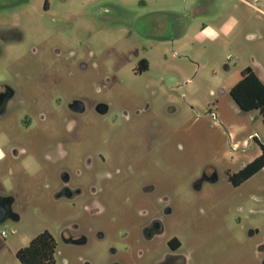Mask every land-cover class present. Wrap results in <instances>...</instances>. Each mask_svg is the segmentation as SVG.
I'll return each instance as SVG.
<instances>
[{
    "label": "rangeland",
    "instance_id": "1",
    "mask_svg": "<svg viewBox=\"0 0 264 264\" xmlns=\"http://www.w3.org/2000/svg\"><path fill=\"white\" fill-rule=\"evenodd\" d=\"M0 6L7 11L0 30L23 35L2 36L11 42L1 44L0 84L37 96L43 109L52 103L59 115L63 105L54 103L74 96L112 103L119 120L128 111L131 122L121 124L107 149L116 146L121 163L133 151L137 168L143 170L142 160L148 169L147 180L126 179L102 199L104 213L92 215L82 200L56 199L48 133L40 134L38 150L36 142H23L18 158L5 152L2 159L0 152V193L14 199L18 215L0 222V264H21L18 250L44 231L56 241L55 264H113L119 260L113 250L124 246L114 220L131 208L129 193L149 182L174 198L186 235L194 234L185 246L191 264H264V169L238 187L229 180L264 144L260 113L242 111L230 95L247 68L264 82V0L261 11L239 0H0ZM143 59L150 67L139 73ZM85 120L94 127L74 134L77 149L102 130L94 117ZM214 170V182L198 181ZM74 224L89 235L88 245L63 241Z\"/></svg>",
    "mask_w": 264,
    "mask_h": 264
},
{
    "label": "flooded vegetation",
    "instance_id": "2",
    "mask_svg": "<svg viewBox=\"0 0 264 264\" xmlns=\"http://www.w3.org/2000/svg\"><path fill=\"white\" fill-rule=\"evenodd\" d=\"M5 12V8L0 6V16ZM14 30L18 32L17 41H21L23 35L17 28L0 30V55L2 42H11L2 36ZM141 61L139 73H143ZM54 104L57 107L63 105L64 113L59 115L58 109L50 102L49 106L43 109L37 96L35 98L29 92L24 93L11 85L0 84L2 159L6 158L5 152L18 158L23 142L29 145L36 142L38 150L40 134L48 133L50 142L45 149V158L51 161L52 168L58 175L60 186L55 194L56 199L72 202L82 200L84 209L90 214L101 215L104 213L102 199L112 194L116 186L118 188L125 184L123 182L126 179L137 183L143 178L147 180L145 170L148 169L142 160L138 161V165L143 170L137 168V162L132 157L133 151L121 163L117 147L107 149L111 142L119 139L121 124L131 122V114L123 110L119 120V113L113 104L98 98L74 96L63 104ZM148 108L149 105L146 110ZM135 114L141 115L142 112L137 110ZM90 116L101 123L102 130L97 136L86 139L89 144L77 149L82 144L78 143L74 134L82 127H94V123L85 120ZM149 152L155 154L156 150ZM249 163L242 164V168L230 177L237 175ZM216 178L217 173L214 170L211 173L204 172L198 181L201 184L212 183ZM121 179L122 182H119ZM135 192L129 193L131 208L127 214L120 216L119 220H114L120 242L124 246L121 251L113 250V256L120 260L113 264H191L192 253L189 248L185 249V246L189 241L194 242L195 237H192L194 234L191 237L186 235L184 218L179 213L178 203L165 188L158 187L154 182L138 187ZM13 206L14 199L10 195L0 193V216L2 215L3 221L18 219ZM100 235L99 232L98 237ZM62 239L69 246L89 244V235L84 234L77 224L67 227Z\"/></svg>",
    "mask_w": 264,
    "mask_h": 264
},
{
    "label": "trees",
    "instance_id": "3",
    "mask_svg": "<svg viewBox=\"0 0 264 264\" xmlns=\"http://www.w3.org/2000/svg\"><path fill=\"white\" fill-rule=\"evenodd\" d=\"M146 59L141 61V70L149 69ZM237 106L244 112L257 110L264 122V82L252 68L241 72V79L230 90ZM261 155L249 163L237 175L230 177L233 186L238 187L264 169V144L260 143ZM56 241L49 231L36 236L27 247L16 253L21 264H55Z\"/></svg>",
    "mask_w": 264,
    "mask_h": 264
},
{
    "label": "built area",
    "instance_id": "4",
    "mask_svg": "<svg viewBox=\"0 0 264 264\" xmlns=\"http://www.w3.org/2000/svg\"><path fill=\"white\" fill-rule=\"evenodd\" d=\"M239 1L242 2V3H244V4H246V5H248L249 7H252V8H254V9L258 10V11H261V10L257 7V4H258L259 0H255L253 3H251V2H249V1H247V0H239ZM249 139H250V140H257V136H256V135H251V136H249ZM7 236H8V233H7V232H2V237H3V238H5V237H7Z\"/></svg>",
    "mask_w": 264,
    "mask_h": 264
},
{
    "label": "crops",
    "instance_id": "5",
    "mask_svg": "<svg viewBox=\"0 0 264 264\" xmlns=\"http://www.w3.org/2000/svg\"><path fill=\"white\" fill-rule=\"evenodd\" d=\"M242 3V2H241ZM203 5H205V3H202ZM246 5V4H245ZM200 7H203V6H200ZM198 10V9H197ZM214 31L212 30L210 33H213ZM258 141V140H257Z\"/></svg>",
    "mask_w": 264,
    "mask_h": 264
},
{
    "label": "water",
    "instance_id": "6",
    "mask_svg": "<svg viewBox=\"0 0 264 264\" xmlns=\"http://www.w3.org/2000/svg\"><path fill=\"white\" fill-rule=\"evenodd\" d=\"M3 221V217H2V215L0 216V222H2Z\"/></svg>",
    "mask_w": 264,
    "mask_h": 264
}]
</instances>
